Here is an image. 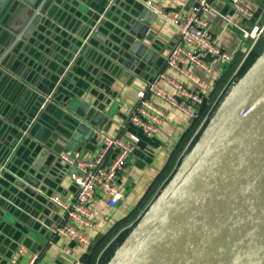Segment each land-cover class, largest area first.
Listing matches in <instances>:
<instances>
[{
    "label": "water",
    "instance_id": "water-1",
    "mask_svg": "<svg viewBox=\"0 0 264 264\" xmlns=\"http://www.w3.org/2000/svg\"><path fill=\"white\" fill-rule=\"evenodd\" d=\"M49 1L0 0V30L27 39L44 27ZM104 1L105 11L88 26L89 41H104L110 29L105 18L116 12V22L124 29L121 40L114 36L122 41L112 47L119 55L116 60L128 58L126 65L135 72L139 61L154 65L151 71L158 72L159 53L148 44L156 13L144 0H125L127 5L123 0ZM185 3L187 8L199 4L197 0ZM52 80L56 83L57 77ZM43 94L49 105L63 107L70 117V135H51L53 142L41 139L43 145L35 147L28 139L34 128L24 132L22 126L23 133L5 150L7 162L0 163V208L4 210L0 216L20 230L12 236L17 246L29 247L30 237L37 238L35 245L44 242L41 237L51 224L44 209L49 206L53 188L49 177L58 166L57 155L80 151L86 141L98 140L94 129L102 126L104 118L76 96ZM44 104L35 121L48 111ZM108 264H264V51L230 89Z\"/></svg>",
    "mask_w": 264,
    "mask_h": 264
},
{
    "label": "crops",
    "instance_id": "crops-1",
    "mask_svg": "<svg viewBox=\"0 0 264 264\" xmlns=\"http://www.w3.org/2000/svg\"><path fill=\"white\" fill-rule=\"evenodd\" d=\"M153 1L168 10L188 11L193 7L187 8L186 0ZM210 1L218 14L209 19V30L216 36L219 46L231 54L232 59L222 67L213 68L209 74L191 68L195 76L208 85L206 100L224 88L228 78L253 48L264 45V0H241L252 12V16L244 20H238L234 16V10L226 0ZM106 4L104 0H50L46 10L48 14H43L44 27H41V31L35 29L23 40L15 39L16 35L8 36L9 32L0 30V52H3L0 54V163L6 161L5 150L11 149L10 145L17 140L18 134L23 133L20 131L22 126L26 128L24 132L34 128L32 136L26 133L24 135L28 136L35 147L43 145L41 139L53 142L51 135H70L67 128L70 117L63 107H53L42 98L43 93L51 95L54 91L64 97L76 96L102 112V128L95 129L124 135L133 144L124 168L116 177V183L123 192L122 199L115 205H108L106 196L101 192L95 194V217L86 230L91 241L125 216L145 194L147 196L144 202L153 200L165 181L172 176L179 161L187 154V147L195 135L193 129L191 136L183 142L184 135L194 126L195 120L175 108L167 107L160 99L155 101L166 107V114L153 136L144 135L127 122L131 108L137 102L136 92L144 89L155 74L151 71L154 65L147 67L144 62L139 61L135 64L139 71L135 72L127 67L128 58H124L123 62L116 60L119 55L112 47H119L122 41L117 42L114 36L121 40L120 32L124 30L116 22L119 18L116 12H109V16L105 18L110 29L104 34V41L97 38L89 41L91 37L87 32L91 28L88 29V26L97 13L102 15ZM123 4L127 5L125 0ZM227 17L236 21V25H227ZM253 26H258L259 29L255 36L247 35L241 29L242 27L246 31ZM152 30L153 38L148 44H153L159 53L157 62L161 65V70L165 68L166 54L177 43V31L174 26L158 18L153 23ZM65 62L67 66L64 65ZM63 70V74L58 75V71ZM133 74L136 76L133 77ZM170 74L176 75L188 87H194L185 76L172 71ZM54 77H57L56 83L52 80ZM58 82L63 84L59 85ZM43 101L48 105V111L43 112L42 117L35 121ZM51 108L52 112H49ZM98 142L97 139L88 140L79 149L92 152ZM56 167L49 177L53 180H50L53 184L51 195H58L64 201L71 202L76 194V186L70 177V170L59 161ZM1 190L6 192L5 188ZM50 201L49 197V206L46 205L44 209L45 219L51 223L49 230L41 237L44 242L35 245L37 238L25 237L23 240L28 238L29 247L25 246L23 252L18 251L23 245L17 246L12 238L20 230L11 225L9 219L0 216V264H24L32 250L40 252L41 259L47 264H82L81 256L85 251L78 244L51 235L50 229L61 221L62 213Z\"/></svg>",
    "mask_w": 264,
    "mask_h": 264
},
{
    "label": "built area",
    "instance_id": "built-area-1",
    "mask_svg": "<svg viewBox=\"0 0 264 264\" xmlns=\"http://www.w3.org/2000/svg\"><path fill=\"white\" fill-rule=\"evenodd\" d=\"M198 6L188 11L168 10L153 0H144V4L156 13L157 18L176 28L177 43L165 56V68L159 70L148 81L144 89L136 92L137 102L131 108L127 122L146 136H153L159 129L166 114V107L155 100H162L167 107L175 108L192 120H198L195 133L203 130L209 115L200 114V106L206 103L208 85L198 79L191 68L203 70L207 74L215 67L230 62L231 54L222 49L216 36L209 30V19L217 16L218 10L210 0H197ZM233 8L234 16L244 20L252 12L241 0H226ZM232 18H226L227 25H236ZM247 35L258 34V26L244 30ZM190 46V47H189ZM175 74L185 76L194 87H188ZM98 136V145L92 152H61L58 161L70 170V177L76 186V194L71 202L58 195L50 199L61 210V221L51 227V235L64 238L78 244L85 251L91 243L86 230L92 225L95 214L93 201L95 194L106 196L108 205H115L123 197L116 183L117 174L124 168L133 149L131 140L124 135H114L94 129ZM25 246L19 247L23 252ZM15 260L13 259V262ZM24 264H47L41 259L40 252L32 250Z\"/></svg>",
    "mask_w": 264,
    "mask_h": 264
},
{
    "label": "rangeland",
    "instance_id": "rangeland-1",
    "mask_svg": "<svg viewBox=\"0 0 264 264\" xmlns=\"http://www.w3.org/2000/svg\"><path fill=\"white\" fill-rule=\"evenodd\" d=\"M263 51H264V45L261 48L257 57ZM252 63L253 62H251L250 65ZM240 67H241V65L228 78L226 84L224 85V88L221 91H219L218 94L217 93L214 94L211 98H209L207 100L205 113H208L209 118L212 117V115L217 110V108L219 107L221 102L227 96L230 89L245 74V72L249 68V66H248L244 72L240 73V70H241V69H239ZM149 190H148V192H149ZM158 193H159V191L154 196V198H156ZM146 196H147V194H145L142 197V199H140V201L137 202L125 216L116 220L112 224V226H110L109 228H106V230L103 233L98 234L96 237H94L92 239L87 250H85V252L81 256L82 264H108L109 263V261L114 257L116 249L125 240V238L129 234V232L132 230V228H134L135 225L142 219L145 212L148 210L150 204L154 200V198H153V200L151 202H146V201L144 202V198ZM127 229H129L128 233L125 236L120 237V234L123 233ZM109 244H111V245H109ZM108 245L110 247L107 249ZM98 247H99V250H98V253L96 254V248H98ZM105 249H107V250L105 251ZM104 251H105V253L101 256V254ZM108 256H110V257L108 259H106ZM86 261H89V263Z\"/></svg>",
    "mask_w": 264,
    "mask_h": 264
},
{
    "label": "trees",
    "instance_id": "trees-1",
    "mask_svg": "<svg viewBox=\"0 0 264 264\" xmlns=\"http://www.w3.org/2000/svg\"><path fill=\"white\" fill-rule=\"evenodd\" d=\"M262 47H263V45H258L257 48H253V49L249 52V54L246 56V58H245L244 61L242 62L241 67L239 68V69H241V70H240V73L244 72L245 69H246L248 66H250V63L253 62V61L255 60V58H256L257 55L259 54V52H260V50H261ZM199 109H200V114H201V115L205 114L206 103H203V104L200 106ZM197 124H198V120H195V124H194V126H193L194 128H193V127L190 128V131H189L188 133H186V135H184V140H183V142H186V140L191 136V134L193 133L192 131H193V129L196 128ZM204 127H205V126H204ZM201 132H202V130H201L200 132H197V133L192 137V140H191L189 146L187 147V153L192 149L193 145L195 144V142H196V140H197V138H198V136H199V134H200ZM180 162H181V161H179V163H180ZM179 163H178V165H179ZM173 173H174V172H173ZM169 179H170V177L165 181V183H166ZM128 231H129V229L125 230L123 233L120 234V237L125 236V235L128 233ZM109 245H111V244H109ZM109 245H108L107 249L110 247ZM107 249H105V251H106ZM86 250H87V249H86ZM98 250H99V247L96 248V254L98 253ZM105 251L101 254V256L105 253ZM109 257H110V256H108L106 259H108ZM86 262L89 263V261H86Z\"/></svg>",
    "mask_w": 264,
    "mask_h": 264
}]
</instances>
